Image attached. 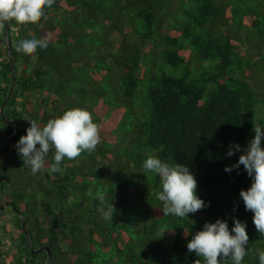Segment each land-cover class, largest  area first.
Here are the masks:
<instances>
[{
    "label": "trees",
    "instance_id": "1",
    "mask_svg": "<svg viewBox=\"0 0 264 264\" xmlns=\"http://www.w3.org/2000/svg\"><path fill=\"white\" fill-rule=\"evenodd\" d=\"M44 11L9 24L17 80L5 113L18 130L0 152V204L16 205L34 245L50 247V264H196L191 235L218 218L231 229L233 217L247 223L243 264H259L264 236L239 196L251 179L242 165L224 169L240 155L227 157L229 145L245 147L264 122L254 115L264 107V0H55ZM31 35L48 48L17 52ZM11 80L3 26L0 144L14 131L1 114ZM71 108L92 113L100 144L65 158L63 174L47 171L51 149L45 170L32 175L15 148L26 119L44 126ZM153 155L186 164L210 206L189 218L164 215L162 181L143 168ZM110 203L116 212L106 221L100 209ZM46 259L32 253L14 209L0 210V264Z\"/></svg>",
    "mask_w": 264,
    "mask_h": 264
},
{
    "label": "clouds",
    "instance_id": "2",
    "mask_svg": "<svg viewBox=\"0 0 264 264\" xmlns=\"http://www.w3.org/2000/svg\"><path fill=\"white\" fill-rule=\"evenodd\" d=\"M55 0H0V27L15 20L18 24H28L45 15ZM47 49V38L38 39L31 35L19 40L16 51L24 54L36 53L37 49ZM30 127L26 135L20 137L15 148L24 164L30 167L32 175L45 170L51 149H55L54 163L47 169L50 173L63 174L61 162L72 160L82 153H92L101 142L100 128L94 122L92 113L84 108H71L50 119L41 126L34 119H26ZM254 137L245 147L230 144L227 157L240 153L235 164L225 167L231 173L243 166L251 179V184L241 189L239 196L246 211L253 213V223L261 236H264V122L254 126ZM38 145V146H37ZM143 168L159 176L162 191L157 198L163 203V214L178 218H189L198 210L210 206L197 193V180L186 164H170L158 156H149ZM103 200V196L98 193ZM104 220H111L116 212L112 203L100 209ZM233 227L229 229L227 219L218 218L215 222H205L202 230L191 235L186 248L201 258L196 264H243L248 254L249 236L247 223L233 217ZM259 264H264V251L258 253Z\"/></svg>",
    "mask_w": 264,
    "mask_h": 264
},
{
    "label": "water",
    "instance_id": "3",
    "mask_svg": "<svg viewBox=\"0 0 264 264\" xmlns=\"http://www.w3.org/2000/svg\"><path fill=\"white\" fill-rule=\"evenodd\" d=\"M9 24L10 22H7L4 25V35H5V41H6V46H7V51H8V55H9V59L11 61V65H12V80L10 83V87L7 93L6 98L3 101V104L1 106V114L3 116V118L5 119V121L8 124H12L14 126V131L4 140L1 142L0 144V152L1 150L11 141V139L13 138V136L17 133L18 130V125L16 122L9 120L8 117L6 116L5 110L6 107L9 103V100L11 99L12 95H13V91H14V87L16 85V80H17V74H16V69H15V64H14V59H13V54H12V50H11V43H10V39H9ZM8 207H12L14 209V211L21 217L22 219V228L23 231L27 237V240L29 242V246L30 249L32 251L33 254H36L38 252H46L47 253V259L45 261L44 264H50V260L52 259V252L49 246H43V247H36L33 243V239L31 237V234L27 228V223H26V218L25 216L17 209L16 205L13 204L12 201H5L3 204H0V210H6V208Z\"/></svg>",
    "mask_w": 264,
    "mask_h": 264
},
{
    "label": "rangeland",
    "instance_id": "4",
    "mask_svg": "<svg viewBox=\"0 0 264 264\" xmlns=\"http://www.w3.org/2000/svg\"><path fill=\"white\" fill-rule=\"evenodd\" d=\"M164 70L167 72V73H172L173 72V68L170 66V65H164ZM240 75V74H239ZM264 113V107L262 106H259V107H256L255 110H254V115L257 117V118H260V116H262V114ZM258 120V119H257ZM8 221L10 220V224L13 226V218L10 217V215L7 217ZM10 226V227H12Z\"/></svg>",
    "mask_w": 264,
    "mask_h": 264
}]
</instances>
